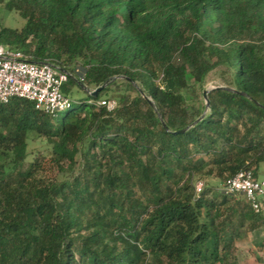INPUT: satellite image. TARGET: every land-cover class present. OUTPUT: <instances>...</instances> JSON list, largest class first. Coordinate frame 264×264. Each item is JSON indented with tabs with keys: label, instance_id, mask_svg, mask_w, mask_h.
Instances as JSON below:
<instances>
[{
	"label": "trees",
	"instance_id": "16d2710c",
	"mask_svg": "<svg viewBox=\"0 0 264 264\" xmlns=\"http://www.w3.org/2000/svg\"><path fill=\"white\" fill-rule=\"evenodd\" d=\"M0 9L23 21L0 25V46L70 73L65 96L105 85L60 118L0 102V264H238L235 244L264 229V199L255 213L220 189L243 170L261 179L264 0Z\"/></svg>",
	"mask_w": 264,
	"mask_h": 264
},
{
	"label": "built area",
	"instance_id": "2783aa9c",
	"mask_svg": "<svg viewBox=\"0 0 264 264\" xmlns=\"http://www.w3.org/2000/svg\"><path fill=\"white\" fill-rule=\"evenodd\" d=\"M78 70V69H77ZM76 70V71H77ZM70 73L50 64H37L19 51L0 46V102L7 103L13 98L30 101L34 108L46 115L56 117L70 108L74 102L62 92ZM83 74L79 77L82 81ZM109 111L114 101H100ZM202 183L195 185V193L202 190ZM229 197L243 196L255 213H259L264 199V180H255L251 172L243 170L228 179L220 189Z\"/></svg>",
	"mask_w": 264,
	"mask_h": 264
},
{
	"label": "rangeland",
	"instance_id": "374dc122",
	"mask_svg": "<svg viewBox=\"0 0 264 264\" xmlns=\"http://www.w3.org/2000/svg\"><path fill=\"white\" fill-rule=\"evenodd\" d=\"M0 25L10 28H20L23 25V21L15 14L7 13L6 11L0 9ZM76 75L80 77L82 75V70L78 69L76 71ZM220 82L219 78H217L216 74L212 73L209 77L207 89H212L216 84ZM69 88V98L73 101L77 100H86L88 97L87 92L74 85H67ZM64 113H59L56 118H60ZM30 153H46L47 149L44 148L43 145L39 143H31L29 146ZM31 158V157H30ZM260 177L264 180V165H261L260 168ZM201 181L204 187V180ZM210 184L214 186H220V183L216 181H211ZM245 239L237 242L235 244L234 254L238 260V264H264V250H260L256 243L262 239H264V229L259 228L252 232H249L247 235L244 233Z\"/></svg>",
	"mask_w": 264,
	"mask_h": 264
},
{
	"label": "water",
	"instance_id": "95a60500",
	"mask_svg": "<svg viewBox=\"0 0 264 264\" xmlns=\"http://www.w3.org/2000/svg\"><path fill=\"white\" fill-rule=\"evenodd\" d=\"M81 87L83 88V90L85 91V92H87V93H89L91 96H95L96 94H97V92H99V91H101L104 87H105V85H102V86H100V87H98L97 89H95V90H93V91H90L89 89H87L85 86H83L82 84H81ZM207 90H205L204 92H203V97H204V99H205V106L207 107L208 106V101H207ZM161 119V118H160ZM161 121H162V119H161ZM163 126L165 127V125L163 124Z\"/></svg>",
	"mask_w": 264,
	"mask_h": 264
}]
</instances>
